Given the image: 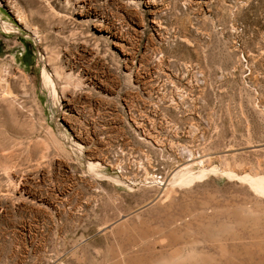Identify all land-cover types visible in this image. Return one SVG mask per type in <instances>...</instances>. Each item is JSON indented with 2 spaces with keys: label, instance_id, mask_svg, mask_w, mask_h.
Instances as JSON below:
<instances>
[{
  "label": "rangeland",
  "instance_id": "rangeland-1",
  "mask_svg": "<svg viewBox=\"0 0 264 264\" xmlns=\"http://www.w3.org/2000/svg\"><path fill=\"white\" fill-rule=\"evenodd\" d=\"M260 177L264 0H0V264H264Z\"/></svg>",
  "mask_w": 264,
  "mask_h": 264
},
{
  "label": "bare ground",
  "instance_id": "bare-ground-1",
  "mask_svg": "<svg viewBox=\"0 0 264 264\" xmlns=\"http://www.w3.org/2000/svg\"><path fill=\"white\" fill-rule=\"evenodd\" d=\"M182 173V172H181ZM178 174H176V176H177ZM180 175V174H179ZM188 179V178H187ZM255 186H257V188L259 187V188H261L262 189V191H264V178H250L249 179ZM170 181H175V178L174 179H171ZM178 181V180H177ZM181 181V180H180ZM182 181H187L186 180V177H184L183 179H182ZM188 181H190V178H189V180ZM185 264V263H184Z\"/></svg>",
  "mask_w": 264,
  "mask_h": 264
}]
</instances>
